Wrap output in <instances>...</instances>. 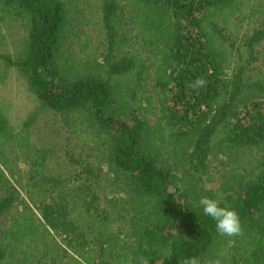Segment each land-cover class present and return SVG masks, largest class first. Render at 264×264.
<instances>
[{
    "label": "trees",
    "instance_id": "trees-1",
    "mask_svg": "<svg viewBox=\"0 0 264 264\" xmlns=\"http://www.w3.org/2000/svg\"><path fill=\"white\" fill-rule=\"evenodd\" d=\"M99 1L104 41L90 54L88 40L78 44L80 58L71 52L84 36L69 16L76 0H0V21L19 22L24 35L19 49L0 53V72L15 70L37 101L18 130L0 110V264H264V74L252 66L264 8ZM234 13L260 20L241 42L244 61L218 22ZM198 77L206 86H195ZM42 114L82 144L63 150L58 167L49 166L52 148L30 141ZM17 160L28 167L22 191L39 199L33 208L16 190ZM213 162L222 170L218 204L239 213L241 236L219 235L199 206ZM113 213L116 235L106 226Z\"/></svg>",
    "mask_w": 264,
    "mask_h": 264
},
{
    "label": "rangeland",
    "instance_id": "rangeland-1",
    "mask_svg": "<svg viewBox=\"0 0 264 264\" xmlns=\"http://www.w3.org/2000/svg\"><path fill=\"white\" fill-rule=\"evenodd\" d=\"M100 1L99 0H76V2L69 8V16L72 21L74 30H83L84 36L76 41V45L71 49L72 53L76 56L84 58V54L80 52L79 45L84 40L89 41V48L87 53L96 51L104 41V33L100 25ZM264 8V0H243L241 10H254L257 8ZM239 13H234L230 17L219 16L218 22L233 39L238 40L240 51L243 53V61L248 58V52L241 46V42L249 35L252 30L256 28L260 21L258 18L254 19L250 23L245 21H238ZM3 37L2 43H0V53L10 52L13 53L16 49H19L23 35V29L19 22L11 20L0 21V38ZM133 52L143 54L137 46L131 49ZM255 52L257 60L252 62V66H259L261 72L264 74V40L258 46H255ZM258 52H261L259 54ZM1 70V68H0ZM148 95L154 100L153 104L157 106V98L154 94L155 84H150L147 88ZM37 101L31 96L23 80L18 76L15 70H9L5 75L0 72V110H2L7 116L9 123L15 128L20 129L28 118V116L36 110ZM39 121L31 129L32 136L30 141L37 146H44L52 148L54 151V157L51 159L49 166L58 167L59 164H63V150H79L81 149V142L70 136V133L63 127L58 121V118L48 117V114H42L39 117ZM82 150V149H81ZM233 165V164H232ZM231 166V165H230ZM64 168L68 172V166L64 163ZM13 169H19L22 171V178L16 189L20 196L24 197V200L28 203L30 208H33L39 199H35L34 203L30 201V197H26L24 191L20 186L26 185V178L23 173L28 171L26 164L17 160L13 162ZM205 177L204 188L206 190L207 197L215 199L217 202L222 201V192L220 189L222 180V170L216 162L212 163V167H208ZM104 176L102 175V178ZM103 190L107 189V182H102ZM109 190V189H108ZM120 191L118 190V195ZM113 193V192H112ZM110 193V194H112ZM18 204V203H17ZM202 208V205L199 203ZM23 210L22 203L15 205L11 211V214L7 215L2 221L1 225L6 226L10 215L18 214ZM117 217L113 213L110 221L106 224L108 231L113 234L121 232L120 222L116 220ZM114 220V221H113ZM116 220V221H115Z\"/></svg>",
    "mask_w": 264,
    "mask_h": 264
},
{
    "label": "clouds",
    "instance_id": "clouds-1",
    "mask_svg": "<svg viewBox=\"0 0 264 264\" xmlns=\"http://www.w3.org/2000/svg\"><path fill=\"white\" fill-rule=\"evenodd\" d=\"M206 83L203 78L198 77L195 80V86L197 88L206 86ZM200 204L202 205L204 215L214 221L216 231L219 235L226 237L243 235L240 215L234 208L221 207L215 199L207 196L201 197ZM129 264H131L130 261ZM139 264H149V259L140 257ZM188 264H199V262L196 258H191ZM205 264H223V261L219 257H216L206 260Z\"/></svg>",
    "mask_w": 264,
    "mask_h": 264
}]
</instances>
